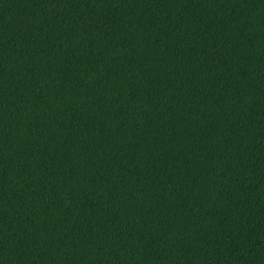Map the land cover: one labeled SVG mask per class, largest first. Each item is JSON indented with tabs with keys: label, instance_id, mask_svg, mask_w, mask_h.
I'll return each mask as SVG.
<instances>
[{
	"label": "trees",
	"instance_id": "1",
	"mask_svg": "<svg viewBox=\"0 0 264 264\" xmlns=\"http://www.w3.org/2000/svg\"><path fill=\"white\" fill-rule=\"evenodd\" d=\"M0 264H264V0H0Z\"/></svg>",
	"mask_w": 264,
	"mask_h": 264
}]
</instances>
